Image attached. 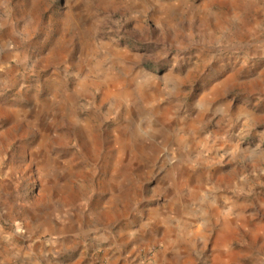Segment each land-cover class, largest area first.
I'll return each mask as SVG.
<instances>
[{
  "label": "rangeland",
  "instance_id": "1",
  "mask_svg": "<svg viewBox=\"0 0 264 264\" xmlns=\"http://www.w3.org/2000/svg\"><path fill=\"white\" fill-rule=\"evenodd\" d=\"M0 264H264V0H0Z\"/></svg>",
  "mask_w": 264,
  "mask_h": 264
}]
</instances>
